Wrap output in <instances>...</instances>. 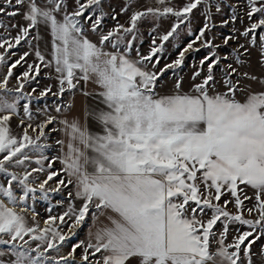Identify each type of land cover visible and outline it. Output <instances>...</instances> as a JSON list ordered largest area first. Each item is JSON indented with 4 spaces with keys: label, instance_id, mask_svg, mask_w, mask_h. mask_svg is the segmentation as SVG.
I'll list each match as a JSON object with an SVG mask.
<instances>
[{
    "label": "snow or ice",
    "instance_id": "1",
    "mask_svg": "<svg viewBox=\"0 0 264 264\" xmlns=\"http://www.w3.org/2000/svg\"><path fill=\"white\" fill-rule=\"evenodd\" d=\"M74 2L76 8L69 13L65 0H0V16L22 15L27 22L12 24L19 30L11 39L0 36V48L7 45V49H15L22 41L31 47V31L44 25L52 37V59L59 74V89L52 94L63 96L66 91L78 89L81 80L85 84L91 81L98 91L83 94L98 98V104L103 106L86 112V119L90 117L100 126L99 132H91L87 123L82 126L78 119L60 120L67 144L56 141L63 154L49 159L44 155L49 147L44 142L48 138L45 130L55 117L48 116L35 125H25L21 119L23 129L19 136L12 135L9 126L13 116L19 114V101L26 97L9 99L13 90L7 85L12 70L23 66L22 62L26 64L29 53H23L8 67L7 75L0 80V175L6 180L0 183V264H71L78 248L83 249L81 259L86 264H93L90 257L97 254L100 255L94 264H252V246L264 235V92H249L241 102L236 99L237 92L242 91L240 81L226 79L225 92L209 95L215 84L213 70L220 63L215 52L202 59L201 70L193 74V80L201 77L207 65L202 82L194 85L195 95L180 94V82L175 84L177 91L173 95L160 96L156 92L160 77L169 69L180 68L193 44L201 41L204 47H214L205 39V31L210 30L207 23L174 63L158 71L155 69L160 61L153 58L163 52V43L157 45L153 39L149 54L138 60L127 54L133 46L131 41L126 51L119 48L123 37L118 33L132 34L134 41V30L142 18L170 14L183 23L203 0H190L180 10L165 6L134 12L130 26L118 24L107 34L101 33L99 43L87 37L82 20L92 21L91 31L97 32L101 18L93 20L85 13L98 9L101 0ZM247 2L249 20L259 15L242 35L253 34L251 43L255 45L257 30L264 33V0ZM158 3L165 4L166 0ZM216 10L220 11L219 5ZM180 23L160 37L161 41H169ZM0 28L8 30L3 21ZM32 39L39 41V34ZM229 39L232 37L224 43ZM259 39L264 54V34ZM109 44L115 51L105 50ZM35 57L39 63L27 64L18 79H34L30 74L39 75L41 64L51 66L38 47ZM5 63V54H0V64ZM227 68L228 76L235 75L237 70L231 64ZM242 75L256 79L248 73ZM23 87L21 82L15 91L20 92ZM51 91L49 87L41 95ZM71 108L69 103L67 109ZM55 110L59 113L62 108L57 106ZM23 111L31 121L27 103ZM34 153L39 154L34 162L40 167L29 171ZM56 160L63 167L47 171L38 188L32 187L29 177L33 172H45V161L47 168L52 169ZM89 167L93 170L88 171ZM10 168H23V175ZM55 177L59 179L54 181ZM50 181L56 186L48 189L45 186ZM241 185L255 190V203L247 208L249 215L257 214L255 220L243 217L244 202L252 197L245 194L241 198ZM70 186L75 189L74 199L82 201L80 206L77 208L72 202L73 192L69 190L67 209L59 215H49L41 227L36 220L38 214L28 203L29 195L35 201L39 190L41 198L48 199L49 191L60 193ZM17 188L23 193L19 197ZM229 194L233 199L221 203L222 197ZM229 204H234L236 214L228 211ZM29 211L31 224L24 215ZM48 211L51 213V208ZM105 215L111 226L97 228L95 233L89 230L87 243L76 242L68 255H60L61 246L72 240L86 218L91 216L95 226ZM218 222L223 230L217 239L214 229ZM229 224L250 230L237 229L232 242L225 244ZM65 228L71 235L65 233ZM213 241L218 244L215 251L211 250ZM32 242H36L35 247ZM49 250L57 255H45ZM261 255L264 256V247ZM6 256L10 258L4 259Z\"/></svg>",
    "mask_w": 264,
    "mask_h": 264
},
{
    "label": "rangeland",
    "instance_id": "2",
    "mask_svg": "<svg viewBox=\"0 0 264 264\" xmlns=\"http://www.w3.org/2000/svg\"><path fill=\"white\" fill-rule=\"evenodd\" d=\"M85 2L86 0H81V3ZM189 2L190 0H166L165 4H160L158 3V0H101V5L98 9H90L85 13L86 16L91 15L93 20L101 18V25L97 29V32L93 33L91 31L92 21L82 20V23L87 37L92 42L99 43V35L101 33L107 34V32L114 30L118 24L125 27L130 26V17L134 12L146 11L148 8L162 9L165 6L173 7L175 10H180L183 5ZM65 3L67 4V11L69 13L76 8L74 0H65ZM217 5H219L220 11L216 10ZM122 9H127V11H122ZM23 11L24 9L22 8L21 13H23ZM248 11L249 7L247 0H203L201 5H199L197 9H194L183 23H180L175 16L170 14L160 17L148 15L137 22V28L134 30L136 36L134 41H132V34H126L122 31L118 33V35L123 37V41L119 44V48L121 51H126V45L129 41H131L133 46L127 54L131 59L138 60L140 56L149 54L150 49L153 46V39L156 40L157 45L163 43V52L158 53L157 56L153 58L154 60L159 59L160 61L155 69L158 71L159 69H163L166 65L174 63V61L179 57L181 50L199 35V32L204 29V26L207 23L210 30L205 31V39L211 41L214 47H204L201 41H197L193 44V48L185 53L183 65L180 68L175 69V71L169 69L163 74V76L160 77V80L157 82L156 92L160 96L173 95L177 91L175 84L180 82V94L195 95V92L193 91L194 85L202 82L203 76L207 73V65L205 64L203 70L201 71V77L193 80V74L194 72L201 70L200 61L206 56H209L212 52H215L216 57L220 59V63L216 65L213 70L215 84L209 89V95L225 92L227 89L224 81L226 79H232L234 82L240 81V88L242 91L237 92L236 99L243 102L249 92H264V83H261L264 81V54H262L261 41L259 39V36L264 33H262L261 30H257V33L255 34L257 37L255 45L251 43V36L253 34L250 33L248 37L242 35V33L250 27L251 23L256 21L257 16L259 15L257 14V16H254L252 21H250L247 16ZM113 17H115V19H113ZM0 21H3L8 29L6 31L4 28H0V36L8 39L14 37L19 30L18 28H12V24L26 25L27 23L24 21L22 15L15 18H10L6 15L0 16ZM177 23H180V27L177 29L174 36L170 37L167 42L161 41L160 37L170 31ZM37 33L40 36L39 41L32 39V36ZM228 37H232V39H229L228 43L225 44L224 40ZM29 42L32 45L31 47L29 46V43H24L22 41L21 45L15 49H7V45H5V48H0V54H5L6 57V63L0 64V80L7 75L8 67L13 62L20 59V56L23 53H29L26 57L27 63L25 64L22 62L23 66L17 65V67L12 70L13 75L9 78L7 85L9 89L13 90L9 99H11V96L26 97L25 99L19 101L17 106L19 114L13 116L9 126L11 134L19 136L23 129V126L20 124L21 119L24 120L25 125L29 122L35 125L43 122L48 116L55 117L54 123L49 125L45 130L48 133V138L44 141L49 145V147L45 149L44 155L48 156L49 159H52L56 157L57 131L50 130L52 128L56 129L57 117L67 108L68 98L71 93L66 91L63 96H55L52 94L57 92L59 89V74L55 71V63L52 59V37L50 31L45 28L44 25H40L37 29H33L31 31ZM241 45H243V47H241ZM37 47L41 54L45 57V61L51 66L46 67L44 64H41L39 75H35V73L30 74V76H35L34 79H18V77H22V73L27 69V64L39 63L35 57V49ZM197 48L199 51H195ZM105 50L115 51L110 44L107 45ZM12 53L15 54L12 55ZM237 59L239 60V63L237 62ZM229 64L237 70L233 76L227 75L230 71L227 68V65ZM243 73H248L250 77L254 76L256 79L252 80L245 78L242 75ZM21 82H23L24 87L20 92H16L15 89L19 87ZM49 87L52 91L47 95H41V93L45 92V90ZM75 90H73L72 93ZM26 103L29 105L30 112L33 116L31 121L28 120V117L25 116L23 111V105ZM57 106L62 108V111L59 113L55 110ZM33 135L35 134L33 133ZM37 158H39L38 153L32 154V162L28 165L29 171L33 167H40V165H37L34 162ZM44 167L45 172H33L32 176L29 177L30 181H33L31 184L32 187L38 188V185L46 179L47 171L60 170L57 160L52 169L47 168V161H45ZM10 170L21 175H23L24 172L23 168H10ZM58 179L59 177H55L54 181ZM54 181H50L45 187L48 189L54 188L56 186ZM0 183H6V180L2 175H0ZM240 187L244 190L243 193H241L242 199L245 194L252 197L251 200H245L244 202L243 217L245 219L255 220L257 218V214L253 213L252 215H249L247 212V208H251L255 203V190L245 185H241ZM69 190L70 187L62 188L60 193L49 191L48 199H42L40 191L37 190L35 193V201L31 199V194L29 195L28 203L30 207H34L35 212L38 214L36 216V220L39 221L41 227H44L43 221L47 219L49 215H59L67 209L69 203ZM16 194L19 197L23 193L19 190V188H17ZM226 199L232 200L233 198L230 194L225 195L222 197L221 203ZM61 201H63V203H61ZM72 202L77 208L81 204V202H77L74 199ZM49 208L52 210L51 213L48 211ZM18 210L19 209H17V211ZM228 211L236 214L237 210L235 209L234 204H229ZM24 215L26 216L29 224H31L33 222L32 212L29 211L24 213ZM88 218H86L84 226L76 230V235L72 238V240L61 246L60 255H68V253L71 252V246L74 243L84 241L83 231L87 225ZM207 218L208 217L205 216V219ZM237 229L241 232L250 230L247 229L246 226L229 224V232L225 240V244L232 242L234 236L237 234ZM222 230L223 225L218 222L216 228L214 229V231L217 232V239L219 238V233ZM64 231L68 235H71V233H68L67 228H65ZM25 239H28V237H25ZM250 239L252 238L250 237ZM35 246L36 242H32V247ZM217 247L218 244L213 241L211 250L215 251ZM262 247H264V235H261L252 246V264H264V256L261 255ZM229 250L231 251L232 249ZM82 254L83 249L78 248L74 254L75 259L71 261V264H86V262L81 259ZM33 255H35V253H33ZM45 255L56 256L57 254L55 251L49 250L45 253ZM99 255L100 254H97L96 257H90L93 264L99 258ZM9 258L10 257L7 256L4 257V259Z\"/></svg>",
    "mask_w": 264,
    "mask_h": 264
},
{
    "label": "crops",
    "instance_id": "3",
    "mask_svg": "<svg viewBox=\"0 0 264 264\" xmlns=\"http://www.w3.org/2000/svg\"><path fill=\"white\" fill-rule=\"evenodd\" d=\"M85 91L95 92V91H98V88L91 81L88 82L87 84H85L84 81L82 80L80 81L78 89L75 90L73 93H71L68 98L67 105L69 103L72 104L71 110L69 111L66 108L57 117V122H56L57 139L56 141L64 140L65 145L67 144V137L64 135V132L62 131L63 125L59 123V121L63 119H68V120L78 119L82 126L85 123H87L89 130L91 132L100 131V126L94 120H92L90 117L86 119V112L88 110L97 109L103 106L98 104V98L94 96H85L83 94ZM63 151L64 152L67 151L66 146L64 147ZM62 154L63 153L61 151V146L56 143V157L61 156ZM89 155H91V152H89ZM57 164H58L59 169L63 167V165H61L59 160H57ZM92 170L93 169L89 167L88 171H92ZM70 190L73 192V199H74L75 189L72 186H70ZM75 201L82 203V201L80 200H75ZM106 215H111V213H107ZM106 215L101 216L99 221L96 222L95 226H93L92 224L91 216L88 218L87 225L85 226L84 231H83V239L86 243L88 241L89 230L95 233L97 228L103 227L105 225L111 226L109 221L106 219Z\"/></svg>",
    "mask_w": 264,
    "mask_h": 264
}]
</instances>
